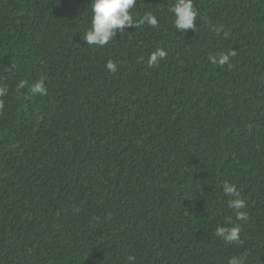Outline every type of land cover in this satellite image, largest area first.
Wrapping results in <instances>:
<instances>
[{
  "label": "trees",
  "instance_id": "obj_1",
  "mask_svg": "<svg viewBox=\"0 0 264 264\" xmlns=\"http://www.w3.org/2000/svg\"><path fill=\"white\" fill-rule=\"evenodd\" d=\"M174 3L100 48L90 0H0V264H264V0H193L187 32Z\"/></svg>",
  "mask_w": 264,
  "mask_h": 264
},
{
  "label": "clouds",
  "instance_id": "obj_2",
  "mask_svg": "<svg viewBox=\"0 0 264 264\" xmlns=\"http://www.w3.org/2000/svg\"><path fill=\"white\" fill-rule=\"evenodd\" d=\"M136 0H90V26L83 34L82 39L88 46H97L103 48L119 31L124 34L128 27L139 28L144 25L150 27L158 26L157 16L151 12L145 13L142 17H134L130 13V9L134 8ZM173 14V24L176 31L187 32L189 29L196 30L195 20L197 12L193 6V0H175L174 5L170 9ZM235 50H231L226 54H220L218 57H209L214 64L223 66L230 64V58L235 56ZM167 56V52L163 48H156L148 57L147 64L149 67L154 66L157 62ZM107 69L115 72L116 64L109 60L106 63ZM18 88L31 89V95H45L46 89L43 81L37 80L29 84L26 80H21ZM7 88L0 86V97L7 94ZM2 107V104H0ZM223 192L230 197L228 207L235 212L236 221H247L248 215L242 211L246 207L245 201L240 197L235 185L225 182ZM241 226L239 223L230 226H217L215 235L220 237L226 243H238L240 240ZM129 261H133L134 257L129 256ZM227 264H246V256H233Z\"/></svg>",
  "mask_w": 264,
  "mask_h": 264
}]
</instances>
